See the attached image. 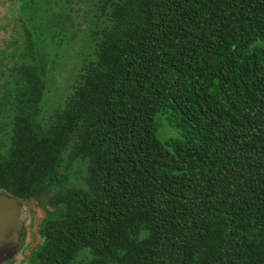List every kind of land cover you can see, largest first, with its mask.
I'll return each mask as SVG.
<instances>
[{
    "label": "trees",
    "instance_id": "obj_1",
    "mask_svg": "<svg viewBox=\"0 0 264 264\" xmlns=\"http://www.w3.org/2000/svg\"><path fill=\"white\" fill-rule=\"evenodd\" d=\"M9 1L0 192L54 190L29 264H264V0Z\"/></svg>",
    "mask_w": 264,
    "mask_h": 264
},
{
    "label": "rangeland",
    "instance_id": "obj_2",
    "mask_svg": "<svg viewBox=\"0 0 264 264\" xmlns=\"http://www.w3.org/2000/svg\"><path fill=\"white\" fill-rule=\"evenodd\" d=\"M14 12L15 6L11 4L9 0H0V87L6 81L5 76L7 73V68H11L14 62L13 60H9V58L6 59L5 55H3L4 51H8L9 48H11L8 45L14 40L16 36V29L13 25ZM73 52V49H70L71 55L73 54ZM60 63L62 64L63 69L67 70L70 68V64L68 62ZM77 63L78 62L74 58L71 59V64H75V66L72 67L71 65L70 74H73V71H75ZM58 64L59 61L56 63V67H58ZM57 72L58 70H56L55 72V77L56 79L61 80V73L57 74ZM68 78H66V80ZM64 83L65 80L58 83V88L55 90V94L52 96L53 98L59 96V93L57 95L56 91L59 92L60 86H62ZM50 100L51 97H48V107H50L51 105V102H49ZM161 134L174 136L177 134V132L174 128L168 127L165 123H163ZM53 192L54 190H47L46 193L43 194L39 199H35L28 203L21 202L22 206L25 209V215L28 216V220L23 226L24 234L22 237V241L17 254L12 258V264H29L28 256L31 250L35 249L42 242V237L39 236L37 230L41 221L46 216V211L50 209L48 199L53 195Z\"/></svg>",
    "mask_w": 264,
    "mask_h": 264
},
{
    "label": "water",
    "instance_id": "obj_3",
    "mask_svg": "<svg viewBox=\"0 0 264 264\" xmlns=\"http://www.w3.org/2000/svg\"><path fill=\"white\" fill-rule=\"evenodd\" d=\"M27 220L19 200L0 192V264H8L17 254Z\"/></svg>",
    "mask_w": 264,
    "mask_h": 264
},
{
    "label": "flooded vegetation",
    "instance_id": "obj_4",
    "mask_svg": "<svg viewBox=\"0 0 264 264\" xmlns=\"http://www.w3.org/2000/svg\"><path fill=\"white\" fill-rule=\"evenodd\" d=\"M24 208V207H23ZM25 210V209H24ZM24 230V229H23ZM13 263V259H11L10 261H8V264H12Z\"/></svg>",
    "mask_w": 264,
    "mask_h": 264
}]
</instances>
